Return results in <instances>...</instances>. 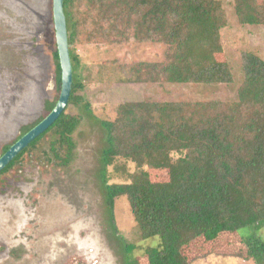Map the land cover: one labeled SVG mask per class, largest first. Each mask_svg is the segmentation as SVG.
<instances>
[{"label":"trees","instance_id":"16d2710c","mask_svg":"<svg viewBox=\"0 0 264 264\" xmlns=\"http://www.w3.org/2000/svg\"><path fill=\"white\" fill-rule=\"evenodd\" d=\"M63 8L74 71L68 107L0 176L15 168L51 132L53 159L61 167L73 161V134L81 117L67 110L70 106L91 110L80 94L85 85L75 74L80 63L78 46L134 40L167 47L161 62L120 65L122 81L127 83L234 82L232 66L217 59L224 51L222 31L229 26L221 0H64ZM233 10L241 27L264 25V3L234 0ZM54 56L60 87L57 48ZM238 66L243 80L234 100L127 101L116 108L114 120L100 121L106 135L100 176L110 227L117 235L115 202L125 196L141 238H160L158 246L145 250L148 264H190L182 249L193 238L242 234L244 229L255 234L264 226V60L245 51ZM55 105H49L48 114ZM120 160L134 163L136 170L123 181H111L110 168L125 171L124 165H118ZM150 169L167 170L169 180L154 182ZM121 242L125 264H140L134 256L137 246ZM245 243L251 259L264 261V240L249 236Z\"/></svg>","mask_w":264,"mask_h":264},{"label":"rangeland","instance_id":"374dc122","mask_svg":"<svg viewBox=\"0 0 264 264\" xmlns=\"http://www.w3.org/2000/svg\"><path fill=\"white\" fill-rule=\"evenodd\" d=\"M221 1L229 26L222 31L224 51L217 59L232 66L234 82L230 85L122 81L120 65L161 62L167 49L163 44L131 40L75 49L80 57L75 74L85 85L80 94L91 110L72 106L67 110L81 117L73 134L74 159L69 166L58 165L49 153L51 132L15 168L0 176V264H125L121 240L135 244L134 256L140 264H148L145 250L158 246L160 238H141L125 196L116 200L113 212L118 236L110 227L100 176L106 146L100 121L114 120L116 108L127 101L236 99L243 80L238 66L241 53L252 51L264 60V25L239 26L234 0ZM56 48L53 0H0V157L26 128L41 122L50 104L57 103L61 86L56 81ZM120 164L125 171L116 173L110 168L111 181H123L136 170L134 163L120 160ZM148 172L154 182L169 180L167 170ZM255 232L244 229L242 234L197 236L182 252L190 264H264L249 257L245 243L249 236L264 240V226Z\"/></svg>","mask_w":264,"mask_h":264},{"label":"water","instance_id":"95a60500","mask_svg":"<svg viewBox=\"0 0 264 264\" xmlns=\"http://www.w3.org/2000/svg\"><path fill=\"white\" fill-rule=\"evenodd\" d=\"M63 1L64 0H53L55 37L61 67V92L59 99L54 109L40 123L22 136L8 149L6 153L0 157V173L33 141H35L42 134L46 133L68 107L73 86L74 71L70 57L68 30Z\"/></svg>","mask_w":264,"mask_h":264},{"label":"flooded vegetation","instance_id":"af4514ba","mask_svg":"<svg viewBox=\"0 0 264 264\" xmlns=\"http://www.w3.org/2000/svg\"><path fill=\"white\" fill-rule=\"evenodd\" d=\"M47 115H48V114H47ZM47 115H46V116H47ZM44 118H45V116H44ZM44 118H42V120H43ZM42 120H41V121H42ZM39 123H40V122H39ZM37 124H38V123H37ZM37 124H36V125H37ZM36 125H35V126H36ZM35 126H34V127H35ZM32 128H33V127H32ZM32 128H31V129H32ZM31 129H30V130H31ZM30 130H29V131H30ZM29 131H28V132H29ZM26 133H27V132H26ZM26 133H25V134H26ZM25 134L22 133L21 136H20V138H21L22 136H24ZM20 138H19V139H20ZM19 139H18V140H19ZM18 140H17V141H18ZM17 141H16V142H17ZM16 142H15V143H16ZM15 143H14V144H15ZM14 144H12V145H14ZM12 145H11V146H12ZM11 146H10V147H11ZM6 147H7V146H6ZM6 147H5V148H6ZM10 147H9V148H10ZM5 148H4V150H5ZM7 151H8V150H7ZM7 151H6V152H7ZM6 152L3 151V154L6 153ZM3 154H2V155H3Z\"/></svg>","mask_w":264,"mask_h":264}]
</instances>
